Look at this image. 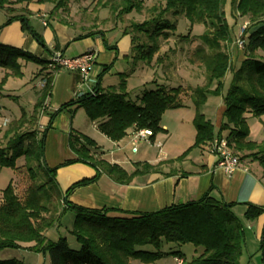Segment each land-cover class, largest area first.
Masks as SVG:
<instances>
[{
	"label": "trees",
	"instance_id": "16d2710c",
	"mask_svg": "<svg viewBox=\"0 0 264 264\" xmlns=\"http://www.w3.org/2000/svg\"><path fill=\"white\" fill-rule=\"evenodd\" d=\"M36 1L53 4V14L68 10L70 3V0ZM154 1L156 3L150 9L148 19L132 24V31L126 30L132 35L134 59L152 63L156 56L155 64H162L166 54H160L161 41L191 37L175 34L178 19L185 18L191 27L195 24L205 27L204 34L199 36L201 43L190 55L189 63L204 67L206 83L190 90L187 86L169 87L154 81L156 88L145 90L139 97L140 102H134L128 99L127 81L123 79L117 87L98 92L96 96L84 94L62 106L58 112L71 107H75L74 110L83 108L87 118L97 122L99 132L115 142L125 139L134 127L150 129L155 139L163 131L162 115L167 110L183 107V99L188 94L195 107L193 126L196 137L193 146L183 155L193 148L207 146L215 137H222V133L227 132L228 144L240 162H259L264 173V140H250L247 117L249 114L255 118L264 117V59L254 55L258 50L264 52V0H230L233 18L236 22L244 19L243 22L247 23L241 35L245 57L235 69L226 50V44L232 42L231 32H234V27L230 29L224 21L229 0ZM144 3L145 0H95L92 11L108 9L120 19L133 12L141 13ZM10 4V0H0V9ZM12 20L10 18L8 22ZM24 23L26 27L27 23ZM20 60L34 61L43 67L48 64L21 49L0 43V68L6 71L0 82V96L9 77H23ZM229 71L233 72V78L223 98L226 121L216 134L214 125L203 116L202 108L209 96L222 93L223 79ZM42 80L44 85L38 91L33 111L22 113L4 132L0 130V168L16 170V161L20 157H25L27 163H37V169L26 165L31 182L24 186L21 194H18L16 184L10 183L0 195V251L25 249L36 253L48 252L50 264H132L133 260L151 264L169 254L182 258L184 264H240L244 232L241 221L231 211L232 205L206 196L199 201L168 206L154 213L111 217L106 209L76 206L56 196L53 177L38 183L44 139H39L36 126L52 87L49 75ZM262 124L264 127V122ZM29 125L31 127L23 131ZM69 146L75 158L63 165L75 162L90 164L121 184L154 169L148 163H135L134 171L128 173L119 165L95 157L98 150L96 142L83 134H71ZM49 172L53 175L56 169ZM84 183L87 182L74 184L67 194ZM67 211L75 214L71 233L80 245L78 250L72 249L64 237L57 242L48 241L45 237L47 231L60 225ZM263 211L264 208L248 206L245 216L253 220ZM184 244L203 250L188 262L180 251H163L166 245ZM147 246L153 247L154 251L145 250ZM0 264L23 262L5 259L0 260Z\"/></svg>",
	"mask_w": 264,
	"mask_h": 264
},
{
	"label": "crops",
	"instance_id": "0c3cea01",
	"mask_svg": "<svg viewBox=\"0 0 264 264\" xmlns=\"http://www.w3.org/2000/svg\"><path fill=\"white\" fill-rule=\"evenodd\" d=\"M10 2L8 7L0 9V43L21 49L48 63L43 71H41L44 68L42 66L35 68L34 73L35 77L39 78L37 82L49 75L52 86L36 127L38 133L43 134L46 159L48 160L49 155L53 154L59 161L52 168L56 169L53 174L56 187L67 193L74 184L87 182L71 190L67 194L70 196L65 200L88 209H106L109 216L123 218L134 214L154 213L168 206L195 202L209 196L232 205L231 211L242 223L244 248L240 264H264V211L253 220L245 216L248 206L264 208V173L259 162L241 161L237 170L232 175H228L217 168L216 158L206 151V146L193 148L187 156L183 155L194 144L196 131L191 134L189 146L185 151L174 155L177 152L176 149L170 148L166 155L154 160L136 159L140 154V148L136 154L130 150L126 159L123 152L128 143L125 146L121 144L126 140L129 142L128 137L119 142L112 141L101 134L98 128L96 132L93 129L90 131L88 123L84 127L74 129L73 121H71L69 125L65 124L63 129L59 127L56 132V129H53L57 126L53 113L55 115L60 113L58 110L62 106L84 94H90L92 90L102 93L115 88L123 79H126L128 83L129 69L127 65L123 69L121 66L124 63L128 64L130 59L137 60L133 57L132 35L126 33L125 28L89 29L90 27L68 23L59 19L57 13H52L53 4L51 3H39L36 0L31 2L10 0ZM10 18L13 20L8 22ZM24 22L27 23L26 27ZM75 26L84 32L79 33V30L70 28ZM232 49L234 60L240 54V50H237L235 46ZM56 54L66 58L85 54L93 55L94 65L88 79L84 81L80 73L60 69L50 64L52 56ZM19 62L21 66L23 64L27 66V63L40 65L34 61L20 60ZM3 73L5 75L6 71L3 70ZM113 75H117L120 82L114 84ZM10 78L14 77H9L8 80ZM110 78L112 83L109 82ZM153 82L154 79L150 81V84L154 85ZM37 88L34 90L37 91L38 98V91L42 87ZM74 109L75 107H71L64 111L74 113L76 111ZM224 112V102L216 108L213 119L202 112L203 116L214 125L216 134L225 123ZM22 113L26 112L21 110L20 116ZM0 115H2L1 111ZM247 117L250 140L263 141L264 139L260 141L257 138L264 131L262 124L264 117L256 119L252 125L250 122L255 117L250 114ZM182 127L180 125L173 127L164 121L161 122L163 131L155 137V141L167 140L168 142L175 135L183 139L185 133L181 131ZM61 131L63 133H59ZM73 133L90 136L89 138L98 146L95 157L119 165L128 173L134 171L135 163H148L154 169L134 176L129 183L121 184L90 164L75 162L63 165L75 158L69 146V137ZM226 135L227 132L222 133L223 138H226ZM105 150L110 153L107 154ZM69 212L72 211L65 212L62 217ZM72 213L75 220V214ZM59 230L57 226L47 231L45 237L48 241L57 242L61 238Z\"/></svg>",
	"mask_w": 264,
	"mask_h": 264
},
{
	"label": "rangeland",
	"instance_id": "374dc122",
	"mask_svg": "<svg viewBox=\"0 0 264 264\" xmlns=\"http://www.w3.org/2000/svg\"><path fill=\"white\" fill-rule=\"evenodd\" d=\"M230 1V0H229ZM95 0H70L68 4V10H64V12H60L57 17L59 19H63L68 23H72L74 25L85 26L89 29H110V28H122L129 31L131 29L132 24L140 23L144 20L148 19L150 14V9L156 3L154 0H145V7L141 11V13L133 12L130 15L123 16L122 18H117L108 9L98 8L95 11H92L94 8ZM231 1L226 4L225 7V16L224 21L228 24L229 28L234 27V32H231L232 42L226 44V50L230 53L232 60V67L235 69L241 65V60H244L245 57V49L238 48L236 44L237 39L242 35L244 19H239L237 22L233 18V10L231 9ZM241 21V22H240ZM79 30V33L84 32L78 26L70 27ZM205 32V27L199 24H195L191 27L189 21L185 18H179L178 24L176 28L175 34L177 36H187L191 37L188 39H181L180 41H174L175 39H171L168 42L161 41V52L166 54V58L163 60L162 64L156 63V58L152 63H148L144 60H132L130 59L129 63H124L121 68H125L127 65L129 76L127 77V89L129 92L128 99L134 102H140L139 97L145 90L155 89V84H150V81L154 79V81L159 85H166L169 87H178L180 85L187 86L190 90L201 86L206 83V71L201 65H191L189 63V57L194 52L196 46L201 43L200 37ZM184 40V41H183ZM236 47L237 50H240V54L236 56V59L233 60L234 57L232 47ZM174 48V50L172 49ZM254 55L258 58L264 59V52L258 50L254 53ZM234 61V62H233ZM42 66L36 65L34 63H27V66L22 65V70L24 72L23 78H10L6 84L4 85V89L2 95L0 96V106L1 113L0 119L8 120L6 126H0V130L4 132L10 125L13 120L19 119L18 117L21 114V110H24L27 114L33 111L34 105L37 101V91L34 89H38L37 84L39 82L37 77H35V68H41ZM4 77L3 69L0 68V82ZM114 79V84L120 82V79L117 75L112 76ZM233 78V72L229 71L223 79V89L220 95H211L205 102L202 112L207 116L213 119V114L216 111V108L220 106L223 102V98L230 89L231 82ZM111 80V78H110ZM109 82L112 83V80ZM36 85V86H35ZM215 87V86H214ZM213 87V88H214ZM191 92V91H190ZM12 96V97H11ZM184 106L178 109H171L165 111L162 115L161 122H166L169 125L175 126H183L181 131H184L185 135L183 139H180L175 135L171 141L165 140L155 141V146H151L148 144H140L138 148H140V154L136 159H156L162 158L163 155H166L167 150L172 148L176 149L174 155H179L182 151H185L189 146V141L191 134H194V126L193 120L195 117V107L192 102V99L189 98L187 94V98L183 99ZM54 120L57 123V126H54L53 129L58 132L59 127L62 129L64 125H69L71 121H73L74 129L76 127L86 126L88 123V128L90 131L93 129L95 132L97 131V123H92L87 118L85 110L83 108H78L74 113H70L62 111L55 115ZM4 118H3V117ZM66 117V119H65ZM17 118V119H16ZM258 118H254L251 120L250 124L252 125L255 120ZM224 121L226 119L224 118ZM2 124V122H0ZM183 124V125H181ZM185 126V127H184ZM31 126H26L23 128V131L30 128ZM73 129V131H74ZM53 131V132H55ZM59 133H63L62 131ZM92 133V132H91ZM161 134V132L159 133ZM262 137H258L260 141L264 139V131L259 134ZM97 136V135H96ZM39 139H43V134L38 133ZM90 137V136H89ZM121 144V146H125V151L123 152L124 157L128 159L129 151L131 150L130 140ZM6 141L3 142V144ZM158 144H160L161 148H158ZM128 146V147H127ZM193 146V145H192ZM189 149V148H188ZM105 152L108 154L107 150ZM189 153L185 156H187ZM44 157L41 161V168H38V183H44L46 180L48 181L50 178H54L51 172H49L56 163H59L58 160L55 159V155H49L48 160L46 159V154L44 153ZM173 158V157H171ZM35 167L37 165L36 162L27 163L25 157H20L16 161L17 169L13 170L11 168H0V195L3 190H5L10 183L16 184V189L18 194H21L24 190V186L29 184L31 181L29 179L28 170L26 165ZM36 168V167H35ZM37 169V168H36ZM55 180V178H54ZM56 196H60L61 199H65L70 195H67L63 190L59 189V187H55ZM63 218V219H62ZM61 218V225L58 226L60 229L61 237L67 239L70 247L74 250H78L80 245L76 241L75 237L72 235V229L74 224L73 213L69 212L65 217ZM57 228V227H56ZM148 251H154L153 247L147 246L144 248ZM25 249H5L0 251V260L5 259H18L23 262V264H49L50 257L48 252L36 253L33 251H24ZM202 248H195L192 244H184V245H166L163 247V251H180L186 262L192 260L194 257H197L202 252ZM132 264H146L139 260H133ZM151 264H176L175 256L172 254L166 255L155 263Z\"/></svg>",
	"mask_w": 264,
	"mask_h": 264
},
{
	"label": "built area",
	"instance_id": "2783aa9c",
	"mask_svg": "<svg viewBox=\"0 0 264 264\" xmlns=\"http://www.w3.org/2000/svg\"><path fill=\"white\" fill-rule=\"evenodd\" d=\"M247 23H244L243 29L246 27ZM242 34V33H241ZM236 44L238 48L243 49L244 41L241 36L237 39ZM51 62L54 66H57L60 69H65L68 71H76L82 75L84 81L88 79L90 71L94 65V56L91 54H85L75 58H66L61 54L53 55ZM43 80L39 81L37 86L43 87ZM91 95L96 96L97 91L92 90ZM0 126H6L8 120L0 119ZM130 140L131 151L132 153L138 152V146L141 143H145L151 146H155V139H153V132L147 128H132L127 136ZM160 149V144L157 145ZM206 151L216 158V166L223 172L228 175H232L237 168L240 166V160L237 155L233 152L231 147L228 144L226 138L215 137L209 144L206 146ZM176 264H184V260L180 257L175 258Z\"/></svg>",
	"mask_w": 264,
	"mask_h": 264
}]
</instances>
